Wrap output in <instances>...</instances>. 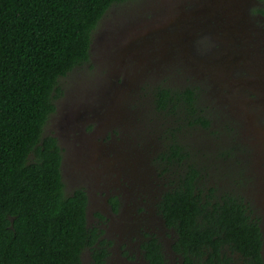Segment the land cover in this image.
Segmentation results:
<instances>
[{"label":"rangeland","instance_id":"rangeland-1","mask_svg":"<svg viewBox=\"0 0 264 264\" xmlns=\"http://www.w3.org/2000/svg\"><path fill=\"white\" fill-rule=\"evenodd\" d=\"M195 1L127 0L113 5L93 33L91 60L60 79L63 91L45 134L57 136L63 149L66 193L86 189L88 224L103 230L102 236L112 242L108 264H149L143 256L136 259V253L141 256L138 243L143 236L135 229L130 240L126 232L132 226L126 218L141 211L148 200L138 199L133 205L131 197H142L138 190L143 184L150 193L166 189L167 182L173 185L174 177L165 178L156 159L168 141L160 138L166 127L153 100L159 85L198 88L212 124L190 127L180 135L182 144L191 152L190 161L208 173L209 184L240 193L249 201L261 218L264 235V115L256 112L261 103L255 105L256 92L264 93V56L252 61L249 48L234 49V45L212 65L204 64L206 60L201 68L191 63L188 48L192 54L207 56L220 47L209 32L190 42L175 37L184 23L181 16ZM224 1L223 13L241 30L236 20L247 10L236 9V4L241 8L240 2ZM247 39L238 42L251 46ZM232 66L241 69L235 72ZM242 69L249 74L241 75ZM249 76L256 78L251 82ZM112 198L118 199L113 202L117 210ZM159 218L153 232L163 237L168 264H178L171 247L174 231ZM82 259L83 264H92L90 249L84 250Z\"/></svg>","mask_w":264,"mask_h":264},{"label":"trees","instance_id":"trees-1","mask_svg":"<svg viewBox=\"0 0 264 264\" xmlns=\"http://www.w3.org/2000/svg\"><path fill=\"white\" fill-rule=\"evenodd\" d=\"M125 1L0 0V264H83L85 249L108 264L112 242L88 224L86 189L66 193L63 149L45 127L60 79L91 60L95 29ZM153 100L168 139L156 159L174 177L158 205L178 264H264L260 216L240 193L209 184L182 144L187 129L212 124L198 88L155 86ZM142 249L150 264H168L158 238Z\"/></svg>","mask_w":264,"mask_h":264},{"label":"flooded vegetation","instance_id":"flooded-vegetation-1","mask_svg":"<svg viewBox=\"0 0 264 264\" xmlns=\"http://www.w3.org/2000/svg\"><path fill=\"white\" fill-rule=\"evenodd\" d=\"M193 1L194 0H192V2ZM219 1L220 3H218ZM234 1L240 2L239 5L241 6V8H238L236 4V9H241L242 13L244 9L247 10L246 15L241 17L240 20H236V24L238 27L242 25L241 30L235 28L230 22V20L227 19L228 16L225 13H223L225 10L224 0H196L194 4H197V6H194L193 4V8H190L189 13H186L185 15L181 16L182 20H184V23L182 24L180 29L176 31L177 32L175 36L176 38H185V40H188L190 42L193 40V38L209 32L215 35L219 40L218 42L220 43V47L216 50L217 52L213 51L216 52V54L207 55V56L206 54L203 55L192 54V50L189 51L188 48L186 54L190 56L189 59L191 63L195 64L198 68H201V65L205 66L203 65L205 60L206 62L204 64H206L209 61L211 65L213 63L219 62L220 57L224 55L227 51L232 50L234 45H235L234 49L244 48V47L249 48V50L253 53L252 61L263 60L262 55L264 56V0H234ZM244 38H249L247 39V42L251 44V46L242 43V41L238 42V39H244ZM92 48L93 47L91 46V49ZM257 50L260 52L261 55L258 54ZM200 59L201 60L204 59L202 63L200 62ZM208 69L211 70L210 68ZM240 69L241 67L234 68L232 66V70L235 72L237 70L240 71ZM240 74L245 75L249 73H247L246 69H242ZM248 78L249 81L253 78L251 80L252 82L256 77L249 76ZM248 93L250 95L254 94V92H248ZM256 96L257 99L255 101V105H257L259 102L261 103V105L257 107L258 109H256V112L259 116H261L264 115V93L262 92L260 94L259 92H256ZM143 185H146L144 186V188L147 187V184H143ZM144 188L141 187L138 190V192L142 196L141 198H133L130 196L134 200L133 205L138 204L137 201L138 199H140L141 201L144 200V203L146 202V200H148V203H145V206L141 211L137 210L135 214H132L126 218L127 225L129 224V222L132 224V226L129 227L126 232L129 233L130 240L133 239L135 235V229L138 231V233L140 232V234L143 236V239H140V242L138 243L139 253H141V256L138 253H136V259H140L143 256L144 259L143 258L142 259L149 263V261L146 259L144 255V250L142 249V243L152 237H156L160 241H162L163 239V237H157V235L154 234L153 231L156 226L160 225L159 217L163 219L160 213L158 203L165 189L159 188L156 191L150 193L149 190ZM130 190L132 192H135V190L133 189ZM141 192L143 193V195L141 194ZM155 207L157 210H155ZM163 223L165 225L164 219H163ZM163 235H165V233H163Z\"/></svg>","mask_w":264,"mask_h":264}]
</instances>
